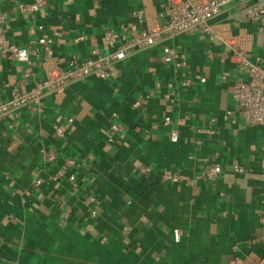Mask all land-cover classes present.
Returning <instances> with one entry per match:
<instances>
[{
	"label": "crops",
	"instance_id": "obj_1",
	"mask_svg": "<svg viewBox=\"0 0 264 264\" xmlns=\"http://www.w3.org/2000/svg\"><path fill=\"white\" fill-rule=\"evenodd\" d=\"M32 1L0 0L7 40L37 54L28 64L0 55V101L91 48L113 51L183 0L17 9ZM259 8L264 0L231 1L208 21L212 40L198 28L168 39L185 66L162 62L155 45L127 54L106 79L91 74L45 95L41 110L0 117V264H264V124H245L231 98L232 85L248 79L245 62L264 67ZM54 32L45 55L36 39ZM194 75L205 80L180 84ZM69 118L57 137L51 125ZM41 148L55 160L43 161ZM213 163L223 169L215 182L200 174ZM233 163L246 171L233 172ZM166 173L180 180H163Z\"/></svg>",
	"mask_w": 264,
	"mask_h": 264
},
{
	"label": "built area",
	"instance_id": "obj_2",
	"mask_svg": "<svg viewBox=\"0 0 264 264\" xmlns=\"http://www.w3.org/2000/svg\"><path fill=\"white\" fill-rule=\"evenodd\" d=\"M231 1L243 3L247 0H199L197 2L177 1L170 2L166 5V18L163 22L148 26L141 30H132L128 38L117 46L113 51L102 53L97 48H91L89 55L81 59H70L66 63V68L62 69L58 66L50 69L40 81H37L26 92H20L18 88L13 87L6 100L0 101V117H4L10 113L15 112L19 108L30 107L41 110L42 98L49 94L58 92L63 89L69 82L80 80L91 74L96 75L101 79H106L110 76V68L119 60L123 59L127 54L139 50H143L155 45H159L162 50L161 60L164 63H171L175 66H185L186 62L181 54L169 48L165 42L168 39L184 33L186 31L198 28L203 33H207L212 40V34L208 21L215 16L221 7ZM44 3V0H34L30 3L19 2L17 9L21 12L34 13ZM258 14L264 13V9L259 8ZM7 15L0 10V55L8 54L11 58L21 62L29 63L31 55H37L36 51L28 52L25 48L16 46L5 37L3 26L5 24ZM140 18V16H139ZM41 29V26H38ZM52 36H39L36 43L39 44L45 55L52 54ZM108 35V33H107ZM81 37L76 38L79 40ZM210 53V50H207ZM248 79L246 81L238 80L232 85L231 98L235 103L240 119L245 124L259 125L264 124V67L254 64L246 63ZM28 74V69L25 70L24 75ZM194 79L203 82L205 78L194 75L193 77H185L180 81L181 85H188ZM139 105L138 101L132 103L133 107ZM115 116V113H112ZM72 119H67L64 123H53L51 128L57 137H62L66 131V127ZM164 123L169 122V118H163ZM111 129L114 131L119 126L111 123ZM171 138H176L175 134H171ZM40 157L43 161L53 162L56 158L54 150H46L41 148L39 150ZM67 164L72 165L73 161L68 160ZM231 170L236 173L245 172V168L237 163L230 166ZM148 168L141 171L145 172ZM223 172L222 166L219 163L205 165L200 174L208 181L215 182ZM75 172L68 174L69 180H74ZM56 179V176H53ZM162 179L176 183L180 180V176L175 174H163ZM40 180L36 179L35 184H39ZM88 201L92 202L93 198L88 197ZM95 210H90V215L93 216ZM173 238L178 239V231L173 230Z\"/></svg>",
	"mask_w": 264,
	"mask_h": 264
}]
</instances>
